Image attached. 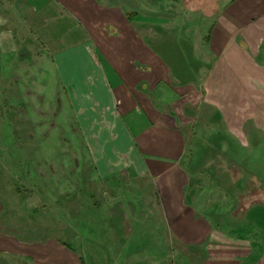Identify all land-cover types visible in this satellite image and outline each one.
<instances>
[{
  "label": "crops",
  "instance_id": "1",
  "mask_svg": "<svg viewBox=\"0 0 264 264\" xmlns=\"http://www.w3.org/2000/svg\"><path fill=\"white\" fill-rule=\"evenodd\" d=\"M198 2L212 10H204L206 23L197 38L198 55L207 58L206 66L198 68L197 83L174 75L125 7L105 0H0V59L21 65L31 61L22 69L36 79L24 82L22 91L45 87L42 82L61 89L60 100L75 105L77 119L88 128L95 129L97 119L87 115V108L92 114L101 110L113 134L101 127L104 131L98 128L91 134L96 144L88 143L86 150L99 154L90 157L93 181L111 177L120 164L144 178L154 190L171 240L201 253L195 264H264V220L257 235L246 234L253 214L258 219L264 207L248 203V223L242 227L235 222L232 192L207 170L194 169L190 155L203 142L194 140L193 118L184 113L192 103L213 109V136L222 137L215 141L217 150L245 168L253 186L264 188V64L258 60L264 0H214L206 6ZM23 8L29 19L19 15L13 20ZM186 32L182 38L188 34L196 39ZM30 99L22 94L24 103ZM32 99L39 102L41 97ZM100 134L106 137L101 140ZM54 212L55 230L47 239L29 240L13 228L0 229V264H92L95 257L108 255L109 238L95 218L82 222L78 212L70 210L67 224L62 219L67 212ZM8 215L5 225L19 224V215ZM78 248H85L86 254Z\"/></svg>",
  "mask_w": 264,
  "mask_h": 264
},
{
  "label": "rangeland",
  "instance_id": "2",
  "mask_svg": "<svg viewBox=\"0 0 264 264\" xmlns=\"http://www.w3.org/2000/svg\"><path fill=\"white\" fill-rule=\"evenodd\" d=\"M105 2L124 6L146 43L153 45L165 57L174 75L188 84L197 83L201 76L198 68L206 66L207 59L198 55L197 38L200 27L206 23L204 10H212L211 7L202 8L198 0ZM202 3L206 6L214 0H202ZM19 15L22 20L29 19L24 8L15 12L12 19L16 20ZM186 29L192 36L194 34L195 40L192 36L188 38V34L182 38ZM260 47L258 60L264 64V41ZM21 52L25 54L24 50ZM31 63L24 61L21 65L13 63L12 59H0V229L13 228L12 232L29 240L47 239L55 230L57 216L54 209L62 208L68 215L62 216L67 224L69 211L73 210L74 214L78 212L81 221L95 218L99 226L104 227V235L110 241L108 255L103 254L101 260L95 257L92 264H171L172 261L173 264H195L201 259V253H193L171 240L153 198V189L144 178L132 175L120 164L111 177H99L98 181H93L90 157L99 154L87 151L86 146L88 143L96 144L95 138H91L93 131L101 127L113 134L112 128L102 121L100 109L92 114L88 108L87 115L95 116L97 122L95 129L85 126L87 122L77 119L75 105L60 100L61 89L47 87L46 82H42L45 87H26L22 91L20 86L24 82L36 79L33 72L22 69L30 67ZM22 94L31 97L30 103H24ZM33 96H40L41 100L32 102ZM184 113L193 118L190 125L195 126L191 129L195 132L194 140L203 142L195 145L196 150L190 155L191 162L195 163L194 169L199 172L207 170L221 186L232 192L235 197L234 220L244 227L248 223L249 211L246 208L249 204L253 208L264 207V201L258 200L264 197V188L253 186L247 180L246 169L237 167L217 150L215 141L222 137L213 136L212 122L216 120L213 109L192 103L185 107ZM204 120L206 123L201 128ZM102 129L100 131H104ZM104 137L106 135H99L101 140ZM121 158L124 159L123 156ZM237 178L240 182L236 184L233 181ZM26 201L29 206L25 205ZM14 208L17 209L15 212ZM27 209L29 214L25 212ZM10 211L15 216L19 215V224L11 222L5 225ZM260 216L257 215L256 219L253 214L254 221L250 219L252 226L246 228L249 230L247 235L258 234L264 212ZM106 223L111 226H106ZM82 250L86 254L85 248H78V251ZM86 262L89 264L88 260Z\"/></svg>",
  "mask_w": 264,
  "mask_h": 264
},
{
  "label": "trees",
  "instance_id": "3",
  "mask_svg": "<svg viewBox=\"0 0 264 264\" xmlns=\"http://www.w3.org/2000/svg\"><path fill=\"white\" fill-rule=\"evenodd\" d=\"M129 18V17H128Z\"/></svg>",
  "mask_w": 264,
  "mask_h": 264
}]
</instances>
